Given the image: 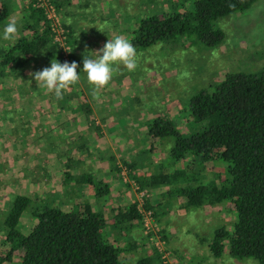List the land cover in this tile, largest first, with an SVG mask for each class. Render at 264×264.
<instances>
[{"label":"rangeland","instance_id":"obj_1","mask_svg":"<svg viewBox=\"0 0 264 264\" xmlns=\"http://www.w3.org/2000/svg\"><path fill=\"white\" fill-rule=\"evenodd\" d=\"M9 1L15 7L9 22L15 20L19 29L30 0ZM66 7L69 24L82 38L77 60L84 55L95 58L92 52L117 36L131 42L132 28L149 13L185 8L180 0H74ZM216 23L225 38L215 46L196 37H177L145 49L135 47L136 69L129 72L113 64L112 79L96 96L87 74L78 66L80 79L63 91L69 94L63 109L54 91L39 88L28 75L43 70L44 59L29 62L23 77L0 78V211L6 212L18 194L43 203L54 199L64 209L89 203L105 216L109 240L124 247V264H139L143 258H152L150 264H259L253 258L233 257L228 250L220 258L210 252L214 230L233 228L237 217L233 204L227 201L191 210L185 196L168 195V186L145 185L162 170H185L181 177L196 176L204 181L224 171L221 162L196 167L191 160L173 163L169 158L173 139L144 137L148 124L158 116L174 120L185 134L203 129L206 123H194L189 116L188 103L194 95L211 91L227 74L264 70V0ZM3 30L0 47L20 36L18 30L12 40H4ZM82 106L91 108L90 117L100 130L89 124ZM111 155L122 169L119 175L113 174ZM131 163L134 168L130 173L126 164ZM66 171L73 175L91 172L96 181L107 180L110 195L96 198L93 187L79 185L82 190L78 191L73 182L67 187ZM140 182L145 187L141 188ZM134 207L140 218L123 220L121 214ZM34 223L31 213L24 212L22 230L28 233ZM2 240L0 236V252L6 248ZM21 253L6 264H20Z\"/></svg>","mask_w":264,"mask_h":264},{"label":"trees","instance_id":"obj_2","mask_svg":"<svg viewBox=\"0 0 264 264\" xmlns=\"http://www.w3.org/2000/svg\"><path fill=\"white\" fill-rule=\"evenodd\" d=\"M37 1L30 0L27 4L17 40L0 47V78L23 77L27 64L40 59H44L46 67L56 59L61 63L76 61L83 68L84 57L77 60L82 38L74 26L67 23L62 12V6L69 5L71 0H52L67 30V43L72 49L69 60L55 42L51 21ZM256 1L180 0L184 9L149 13L138 19L131 30L130 41L134 47L145 49L177 37L186 40L196 37L215 46L225 38L224 30L216 22L237 11L250 9ZM9 3V0H0V29L9 22L15 8L14 3ZM68 96L63 94L58 100L60 108L67 107L64 101ZM80 109L85 111L89 124L100 130V125L90 117L91 108L82 106ZM188 111L192 122L206 123L203 129L185 134L174 120L158 116L148 124L144 137L160 141L173 139L169 148L173 163L191 160L196 167L207 162H221L225 164L224 171L204 181L197 180L196 176L181 177L185 170H162L145 185L168 186V195L185 196L186 206L191 210L227 201L233 204L237 214L233 228L223 226L214 230L209 242L211 254L220 258L228 250L233 257L253 258L264 264V70L227 74L211 91L203 90L194 95L188 103ZM70 159L65 164L67 167H70ZM110 159L114 162L115 157L111 155ZM113 164V174L118 172L119 175L122 169L115 162ZM126 165L131 173L134 163ZM96 180L98 178L91 172L73 175L66 171L64 183L68 187L73 182L78 191L82 190L79 185H89L96 198L109 196L111 183ZM140 183L141 188L145 187ZM54 201L43 203L18 194L13 196L6 212L0 211V236L6 246L0 252V264L14 262L19 251L22 252L20 264H124V247L109 240L108 223L99 208L96 211L89 203H78L71 209H64ZM130 210L121 214L123 220L140 218L137 207ZM26 211L35 219L28 233L22 230L21 224ZM151 259H140L139 264H150Z\"/></svg>","mask_w":264,"mask_h":264},{"label":"clouds","instance_id":"obj_3","mask_svg":"<svg viewBox=\"0 0 264 264\" xmlns=\"http://www.w3.org/2000/svg\"><path fill=\"white\" fill-rule=\"evenodd\" d=\"M17 32V23L15 20H11L4 27L3 39L12 40ZM66 50L72 51V49ZM92 53L95 58L84 55L82 71L87 74L89 84L93 85V96H96L99 89L106 86L112 79L113 69L111 66L113 64L122 65L129 72L134 71L137 67L136 49L124 37L117 36L109 39L101 49ZM78 66L76 61L61 63L52 59L50 67L35 72L30 71L28 75L35 80L39 88H46L48 92L54 91L55 96L60 99L63 96V91L79 81Z\"/></svg>","mask_w":264,"mask_h":264},{"label":"built area","instance_id":"obj_4","mask_svg":"<svg viewBox=\"0 0 264 264\" xmlns=\"http://www.w3.org/2000/svg\"><path fill=\"white\" fill-rule=\"evenodd\" d=\"M41 8L45 10V13L49 20L51 21L52 30L54 32L55 42L60 46L62 52L67 60H69V55L66 49H71L67 43V30L63 26L62 19L60 17L59 11L52 0H38L36 2ZM151 215V213H150Z\"/></svg>","mask_w":264,"mask_h":264},{"label":"crops","instance_id":"obj_5","mask_svg":"<svg viewBox=\"0 0 264 264\" xmlns=\"http://www.w3.org/2000/svg\"><path fill=\"white\" fill-rule=\"evenodd\" d=\"M74 0H71L70 2H69V5L68 6H70L71 5V3L73 2ZM62 12H63V15L65 16V20L67 21V23H71V20H70V18H69V11H68V8L66 7V6H62ZM68 17V20L66 19ZM78 32V31H77Z\"/></svg>","mask_w":264,"mask_h":264}]
</instances>
